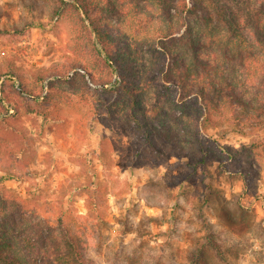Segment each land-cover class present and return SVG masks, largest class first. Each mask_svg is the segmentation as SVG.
Returning <instances> with one entry per match:
<instances>
[{
    "label": "rangeland",
    "instance_id": "rangeland-1",
    "mask_svg": "<svg viewBox=\"0 0 264 264\" xmlns=\"http://www.w3.org/2000/svg\"><path fill=\"white\" fill-rule=\"evenodd\" d=\"M88 2L132 77L138 108L83 13L57 0H0V237L8 251L41 262L44 254L30 250L54 226L47 250L62 251L68 231L84 264H205L200 251L206 264H264V124L238 123L239 108L225 101L210 121L198 120L196 105L176 106L182 92L174 103L157 90L158 82L175 89L182 75L168 84L159 75L173 63L159 54L163 45L190 60V28L203 55L254 97L259 46L249 34V42L229 41L214 16L188 13L192 0ZM199 71L187 74L198 81L192 97L210 76ZM6 174L15 179L3 181Z\"/></svg>",
    "mask_w": 264,
    "mask_h": 264
},
{
    "label": "trees",
    "instance_id": "trees-1",
    "mask_svg": "<svg viewBox=\"0 0 264 264\" xmlns=\"http://www.w3.org/2000/svg\"><path fill=\"white\" fill-rule=\"evenodd\" d=\"M158 1L164 2V0ZM57 2V8L61 5H65L75 9L79 14L83 13L85 15L95 33L98 45L103 49L107 57L112 60L116 68V73L120 78L118 80L120 89L129 95L135 108L141 106L138 90L133 86L132 77L129 76L128 70L124 67V61L121 60L120 56H117L116 51L114 52L113 49H111L112 45L110 47L107 42L106 33L99 29L91 18V8L88 0H57ZM192 2L193 5L191 7L185 5L188 13H205V18H207L206 20L209 22L213 20L211 17L214 16L217 20V24L222 25L229 41L237 39L242 43L249 42L247 41V34L254 39V43L259 46V51L263 55V59L260 62L261 65L255 67V74H257L258 77L252 81L253 88L256 89L257 92H255L254 97H251L252 94L247 90L248 85L240 88L223 72H220L222 65L219 59L211 57L208 54L203 55L204 50H206L205 46L202 40L194 35L190 28L186 33L188 39L187 45L191 55L190 60H186L184 57L174 54L166 45H163V51L159 54L162 55L164 59L170 58L173 63L171 66L168 65L166 68L163 67L158 69L159 75L163 76V80L166 84L170 83L168 77L173 75L176 71L179 73L182 72V75L178 73L179 81L175 89L170 88L169 85H163V83L161 85L158 82L157 90L164 88L165 97L173 100L174 103L176 95L182 92L177 103H175L176 106L183 109L191 104L196 105L198 107V114L196 115L198 120L203 118L210 121L212 107L216 106V102L225 101L229 106L239 108V111L234 115V119L237 120L238 123L244 120H252L256 126L264 124V0H192ZM85 27L89 29L88 25ZM75 68H78V66L75 65ZM201 69L210 73V76H205L203 81L197 83L198 92L196 96L192 97V86L198 81H194L195 79L193 80L189 77L191 74L190 71L194 70L199 73ZM188 73H190L189 76H187ZM44 82L45 80L43 79L42 83ZM23 86V92L29 95H35L33 91H29ZM260 97H263V99ZM131 118L135 121L139 120L138 114L134 110L131 112ZM11 179H15L13 174L2 176L3 181ZM18 220L20 219L16 218L13 223L18 222ZM59 221L62 222V219H59ZM53 227L54 226L48 227L49 233L46 237L41 235V240H39L41 245L40 248L35 249L33 247L30 250L31 253L37 251L44 254L45 259L41 260L39 263L24 262L16 251H8L6 247L7 243H5L6 241L0 237V264H84L85 257L83 248L80 247L77 240L68 237V235H70L68 231H65L67 236L63 239L62 244L65 248L62 251H60L59 247L56 249V245L51 246V249H49L50 252L47 250L46 247L49 243L47 239L50 237L53 238ZM15 228L18 227L15 225ZM16 230L18 231V229ZM51 242H54V238ZM214 248L216 250L219 249L217 245H215ZM197 262L206 264L204 252L200 251L198 253Z\"/></svg>",
    "mask_w": 264,
    "mask_h": 264
}]
</instances>
